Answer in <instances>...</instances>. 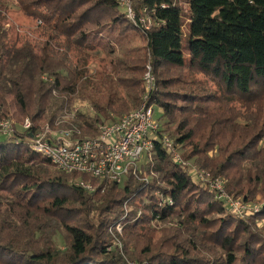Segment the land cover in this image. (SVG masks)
<instances>
[{"label": "trees", "instance_id": "16d2710c", "mask_svg": "<svg viewBox=\"0 0 264 264\" xmlns=\"http://www.w3.org/2000/svg\"><path fill=\"white\" fill-rule=\"evenodd\" d=\"M13 1L39 23L34 40L13 38L0 24V116L33 124L0 138V264H220L201 254L197 236L179 239L197 224L211 226L209 242L226 253L224 264H237V237L247 230L241 263H258L259 245H249L254 232L202 186L193 168L227 179L229 196L250 202L264 196V153L248 144L225 153L220 144L222 159H211L213 147L196 140L190 123L204 113L190 109L205 110L207 102L226 98L264 101V0H134V19L120 0ZM101 55L129 72L152 66L159 134L173 140L182 162L158 140L152 161L122 184L84 176L96 185L91 192L76 185L77 175L59 171L37 152L30 138L42 124L72 131L76 139L95 137L114 119L110 113L123 116L139 106L140 77L88 76L92 62L104 61ZM173 71L194 78L180 87ZM78 101L93 113L67 114ZM259 207L264 219V202ZM153 222L174 225L165 241L173 248L131 247ZM58 236L64 248L57 246Z\"/></svg>", "mask_w": 264, "mask_h": 264}, {"label": "rangeland", "instance_id": "374dc122", "mask_svg": "<svg viewBox=\"0 0 264 264\" xmlns=\"http://www.w3.org/2000/svg\"><path fill=\"white\" fill-rule=\"evenodd\" d=\"M0 5L3 8L2 11L0 10L1 16H0V24L3 26L5 31H12V36L15 38V35L24 37L26 36L30 40L36 39V35L33 34V31L37 28V23L34 21L30 16L27 15L26 12H24L22 9L17 6L16 2L13 0H0ZM4 19V21H3ZM185 35L188 33V29H184ZM101 58L104 59V57L101 55ZM189 57H187L188 59ZM100 61H94L90 64L88 68V76L99 78L101 76V80L106 78L107 76H110L115 81H117L120 78H126L131 79L133 75H136V77H140L143 79V89H144V77L146 72L151 69V71L154 74L153 68L150 64H147L146 68L145 66H139V68H134L129 72V70L126 68V66H123L121 64L111 65V61L108 59H104ZM134 62L129 63V65H133ZM144 66V67H143ZM143 67V68H142ZM142 68V69H141ZM135 73V74H134ZM173 76L179 75L180 76V87H186V81L187 77H191L194 75L190 73L185 72H176ZM200 78V76H198ZM156 79V76H155ZM134 85V83H131ZM142 84V82H141ZM208 89L215 90V86L213 83L205 81V83L202 84ZM189 86V85H187ZM177 88V87H176ZM174 88V89H176ZM222 97L223 95L220 94ZM143 97V96H142ZM220 99V98H219ZM181 102H178L177 104H180ZM185 105V104H184ZM140 106V104H139ZM138 106V107H139ZM136 107V108H138ZM135 107L132 109H136ZM131 109V108H130ZM157 110V109H156ZM159 111V110H158ZM202 112L204 113L201 116V120L194 121L192 120L191 126L194 127L196 132V140L201 139V143L209 144L211 147H213V150L209 153V157L211 159H222L217 158L220 155L221 146L220 144L225 148V153H231L236 146L239 145H253L254 149H258L259 152L264 153V101H243V100H236L234 99L233 102L230 103V101L226 99H223L222 102L214 101L212 103H206L205 104V110L195 109L193 106H191L190 112ZM67 114H92L93 110L91 109L90 105L87 102H81L78 101L74 105L68 106V109L65 111ZM184 113V112H183ZM207 115V116H206ZM157 118H160V114L157 113ZM111 119L116 118L118 119L121 116H118L115 113H110ZM14 118V117H13ZM11 119L15 126L18 129H21V125L23 124V121H16L15 119ZM46 124H42L43 129H45ZM52 130L56 131L52 128ZM231 137V139H229ZM240 137V140L238 139ZM262 138V140H261ZM261 140V141H260ZM203 144V145H204ZM224 153V155H226ZM259 155V154H258ZM221 157V155H220ZM234 163H241L242 165H247L244 161H235ZM248 166V165H247ZM246 168V166H244ZM209 175V181L208 187L210 188V183H213L215 181H223L224 182V193H226L228 196L229 194L226 192V184L227 179L225 178H214L211 173L205 171ZM202 184V183H201ZM205 187V185H202ZM210 191L215 194V197L218 196V193L210 188ZM230 197V196H229ZM236 200H242V198H237ZM243 201V200H242ZM244 202V201H243ZM264 202V196L259 194L256 196L252 201L250 202H244L246 206H248V214L245 218H239L241 221H245L246 227H249L251 231L255 234V239L250 242L249 245L252 248L257 247L256 249V258L258 263L254 264H264V259H261L264 257L262 253L264 252V219L260 216H258L259 213H252L251 209L256 206L260 205ZM236 217V216H235ZM215 218L214 214L209 215V219ZM238 218V217H236ZM201 225L197 224V227L195 228L194 232H189L187 235L184 232H181V236L179 239H181V242L184 241V239H190V235L197 236V243L199 244V247L201 249V254L203 256H208L207 258L212 259H221L222 262L220 264L225 263L226 253L217 245H213L209 242L210 238V232L212 231L211 226L210 227H199ZM199 227V230H198ZM174 225L166 224V225H160L158 223L153 222L151 224V228H147V230L143 233V236L140 238L138 237L136 241V244H132V246H137L138 250H142L143 248H152L154 250H171L172 242L165 243L167 239H169V236L174 233ZM172 230V231H171ZM246 231L245 234H240L237 237V249L236 252L237 255H239V261L237 264L241 263V258L247 250V246H244L243 243L248 237L247 230H241ZM147 236L144 238V236ZM225 237V236H224ZM149 241V242H148ZM260 243H263L260 244ZM56 244L60 248H64V242L61 236H58L56 239ZM137 250V249H136ZM262 255V256H261ZM222 257V258H221ZM261 259V260H260ZM249 264H253L250 263Z\"/></svg>", "mask_w": 264, "mask_h": 264}, {"label": "built area", "instance_id": "2783aa9c", "mask_svg": "<svg viewBox=\"0 0 264 264\" xmlns=\"http://www.w3.org/2000/svg\"><path fill=\"white\" fill-rule=\"evenodd\" d=\"M134 0H120L127 17L134 19ZM156 90V79L149 68L144 77V94L140 106L118 119L99 126V133L95 137L76 139L72 131H54L46 125L45 129L39 128L32 131L30 142L32 147L46 157L59 171L77 175L74 181L85 189L93 192L96 185L84 180V176L99 179L107 183L122 184L130 174H136L141 164L146 160L152 161L155 141L161 140L165 147L172 153L176 163L182 159L173 145V140L168 136H160V121L153 93ZM32 121L26 119L21 125V132L32 130ZM18 128L8 118L0 116V138L12 137ZM199 181L208 185L209 175L198 171ZM210 188L218 193L217 199L223 201L230 212L238 218H245L248 206L242 200H236L224 193V182L210 183ZM259 205L254 206L252 213L259 212ZM119 233L122 228L118 227Z\"/></svg>", "mask_w": 264, "mask_h": 264}]
</instances>
